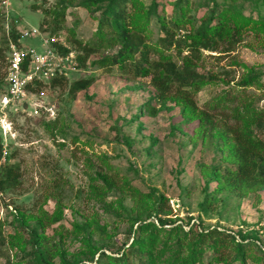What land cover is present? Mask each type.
Returning <instances> with one entry per match:
<instances>
[{
	"label": "rangeland",
	"instance_id": "374dc122",
	"mask_svg": "<svg viewBox=\"0 0 264 264\" xmlns=\"http://www.w3.org/2000/svg\"><path fill=\"white\" fill-rule=\"evenodd\" d=\"M141 1L145 6L150 3ZM171 1L162 2L167 13ZM56 2L10 0L12 24L16 30L40 27L50 33L39 24L43 9L52 8ZM237 4L243 6L246 15L264 21V0H237ZM203 12L200 9L198 15ZM67 14L57 35L77 57L82 56L69 31L85 46L95 40L97 22L79 6L70 7ZM151 25L157 27L154 18ZM20 42L38 44L36 39ZM1 46L0 82L5 77L7 58L3 42ZM114 52L116 49H106L90 54L80 66L77 63L65 85L46 84L36 92L28 91L8 111L4 127L9 132L0 128V165L18 164L21 176L17 188L0 192V223L7 222L2 232L13 234L16 215L32 221L40 209L45 210L58 217L45 230L59 253L50 264H82L97 250L109 253L122 245L128 247L139 225L147 226L146 240L152 224L159 227L154 218H160L168 230L175 226L187 230L192 224L201 231L243 229V242L259 256V247L264 250V191L245 198L222 193L211 208L204 205L202 169L222 164L225 153L218 149L215 137L222 128L212 131L209 142L194 143L190 138L196 122L181 115L171 100L158 101L149 78L131 80L116 68L107 72L91 64ZM196 71L218 81L195 95L199 109L211 112L209 104L216 97L230 94L224 107L212 111L219 125L238 131L253 115L264 112V33L246 31L232 47L220 43L214 50L203 51ZM248 75H261L260 81L240 91L237 83ZM80 79L91 80V84L72 96L69 85ZM148 108H153L154 114ZM261 138L264 140V133ZM105 180H111L109 187ZM124 182L142 193L144 201L122 189ZM214 186L208 185L207 192ZM94 224L100 227V234L92 229ZM81 225L86 230L80 233L75 227ZM170 244L168 240L156 242L149 251L152 261L172 256ZM13 252L4 246L0 264H5ZM51 252L55 253L53 248ZM203 258L202 264H220L207 255Z\"/></svg>",
	"mask_w": 264,
	"mask_h": 264
},
{
	"label": "trees",
	"instance_id": "16d2710c",
	"mask_svg": "<svg viewBox=\"0 0 264 264\" xmlns=\"http://www.w3.org/2000/svg\"><path fill=\"white\" fill-rule=\"evenodd\" d=\"M39 1L44 3L46 0ZM163 1L167 3V0H150L149 5L145 6L141 0H57L52 8L43 9L44 18L39 26L58 36L57 32L62 28L70 7L86 9L90 18L97 22L98 28L95 40L88 41L85 46H81L72 30L69 31L73 37L72 42L82 50V56L76 58L79 66L90 54L116 49V52L102 55L91 64L107 72L116 68L131 80L149 78L158 101L171 100L179 107L181 115L190 122H196L194 134L190 138L194 143L209 142L212 131L222 128V133L215 134L218 149L225 153L221 159L222 164L202 169L205 179L204 205L211 208L217 195L222 193L245 198L249 194L264 191V140L261 138L264 133V112L253 115L242 129L235 131L225 124L219 125L220 120L212 112L230 101L229 92L216 97L209 104L211 112L199 109L194 101L197 93L218 82L196 71L203 51L214 50L220 43L232 47L246 31L264 33V21L253 18L252 14L246 15L237 0H173L168 2L171 7L169 13L163 7ZM200 9H204V12L198 15ZM152 18L157 23L155 29L151 25ZM3 21V13L0 11V32L3 38L0 48L3 49V42L4 50L7 51ZM10 37L17 42L18 32L12 19ZM260 78L261 75L245 76L237 86L240 91L245 90L257 85ZM66 81V78H53L48 85L60 87ZM90 84L91 80L73 81L69 85V93L74 96ZM45 85L36 83L26 88L36 92ZM3 86L4 80L0 82V89ZM235 98L237 94L232 97ZM148 109L154 114L153 108ZM251 126H254V130ZM100 158L106 161L105 156ZM20 176L18 164L0 165V192L17 188ZM110 183L111 180H105L107 187ZM213 183L215 186L212 192H207L208 185ZM122 189L136 200L144 201V195L129 183L124 182ZM154 219L160 223L159 227L156 228L153 223V230L146 240L144 228L147 226L139 225L128 247L122 245L115 252L109 253L97 250L82 264H202L204 255L220 264H264L263 248L259 247V256L254 254L243 242L246 238L243 229L236 232L218 229L201 231L194 224L189 226L187 223V230L182 226L168 230L163 228V220ZM57 221L58 217L40 209L32 221L16 215L13 234H4L2 231L7 222L3 220L0 223V251L4 246L10 252L15 250L5 264H50L59 253L45 230ZM75 228L80 233L86 230L83 225ZM92 229L100 234L101 229L97 224ZM167 240L173 245L172 256L153 262L149 251L156 242L166 243ZM255 243L260 245L257 241Z\"/></svg>",
	"mask_w": 264,
	"mask_h": 264
},
{
	"label": "built area",
	"instance_id": "2783aa9c",
	"mask_svg": "<svg viewBox=\"0 0 264 264\" xmlns=\"http://www.w3.org/2000/svg\"><path fill=\"white\" fill-rule=\"evenodd\" d=\"M9 5L10 0H0L7 38L6 72L4 86L0 90V128L3 133L9 132L4 127L8 111L23 100L29 91L27 85L48 84L53 78L67 79L77 67V56L65 41L59 36L42 32L39 27L17 30L18 39L15 42L10 37L12 16ZM30 39H36L38 44L24 45L20 42Z\"/></svg>",
	"mask_w": 264,
	"mask_h": 264
}]
</instances>
